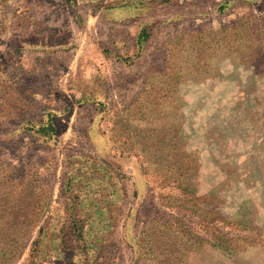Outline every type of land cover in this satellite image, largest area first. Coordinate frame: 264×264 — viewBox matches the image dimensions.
<instances>
[{"label":"rangeland","instance_id":"374dc122","mask_svg":"<svg viewBox=\"0 0 264 264\" xmlns=\"http://www.w3.org/2000/svg\"><path fill=\"white\" fill-rule=\"evenodd\" d=\"M15 6L0 2V23ZM46 6L36 20L55 17ZM148 15L142 50L72 78L87 87H63L69 62L52 54L0 58V257L264 264V0ZM93 98L102 108L72 106Z\"/></svg>","mask_w":264,"mask_h":264},{"label":"crops","instance_id":"0c3cea01","mask_svg":"<svg viewBox=\"0 0 264 264\" xmlns=\"http://www.w3.org/2000/svg\"><path fill=\"white\" fill-rule=\"evenodd\" d=\"M8 1L0 0L6 7L11 5V0L10 4ZM14 1L16 6L6 8L4 11L8 12L9 9L8 15L9 13L14 17L16 15L15 22L0 23V48L2 43L7 48L6 52L0 54V58L5 62L15 60L18 63L17 66H21L32 57L52 54L56 59L69 62L61 85L65 86L67 83L84 87L88 86L87 80L78 85L80 83L72 81V78L86 77L88 70L90 75L97 77L99 69L110 70L109 62L127 63L129 59H132L125 48L128 45H131L130 47L137 53L142 50L139 47V36L152 23L149 21L148 14L153 11V7L162 4V0ZM166 1L163 0V3ZM45 4L47 10L55 11V17L51 15L52 19L46 22L36 20V14ZM59 6H61L60 9ZM63 11L67 17L57 18L56 14ZM105 27H108V32L105 34L107 41L104 40L105 35H99V32L103 33ZM129 27L137 28V34L131 41L129 39L121 41V31ZM13 43L16 46L14 49L9 47ZM114 67L112 66L110 73H116ZM99 85L100 83H96L92 88L98 90ZM79 91L82 89L80 88ZM86 104L102 108L99 100L95 98L84 102L79 101V103L73 101L72 106L86 107Z\"/></svg>","mask_w":264,"mask_h":264},{"label":"trees","instance_id":"16d2710c","mask_svg":"<svg viewBox=\"0 0 264 264\" xmlns=\"http://www.w3.org/2000/svg\"><path fill=\"white\" fill-rule=\"evenodd\" d=\"M146 29L147 27L143 30V32L139 36V47L143 48L146 40ZM53 127V126H52ZM19 258V253L18 252H12V251H7L5 252L1 257L0 260L2 261V264H10V263H15L16 260Z\"/></svg>","mask_w":264,"mask_h":264}]
</instances>
